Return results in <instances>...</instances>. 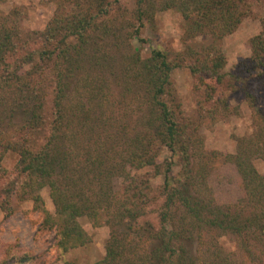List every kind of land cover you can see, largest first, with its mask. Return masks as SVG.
Returning a JSON list of instances; mask_svg holds the SVG:
<instances>
[{
    "label": "trees",
    "instance_id": "trees-1",
    "mask_svg": "<svg viewBox=\"0 0 264 264\" xmlns=\"http://www.w3.org/2000/svg\"><path fill=\"white\" fill-rule=\"evenodd\" d=\"M263 1L133 0L128 8L121 0H52L42 30L23 29L17 9L0 13V209L11 213L12 195L32 201L40 227L54 231L61 264L91 242L80 218L109 229L103 257L91 264H264V174L255 167L264 162V14L249 56L232 71L222 48ZM169 9L184 21V48L141 57L131 40L143 41L145 24ZM176 68L195 80L192 115L171 82ZM224 88L243 94L253 124L227 154L207 150L200 132L239 113ZM7 153L17 156L12 171L1 165ZM226 163L241 195L218 204L208 181ZM31 260L7 249L0 264Z\"/></svg>",
    "mask_w": 264,
    "mask_h": 264
},
{
    "label": "rangeland",
    "instance_id": "rangeland-1",
    "mask_svg": "<svg viewBox=\"0 0 264 264\" xmlns=\"http://www.w3.org/2000/svg\"><path fill=\"white\" fill-rule=\"evenodd\" d=\"M122 5L131 8L133 0H121ZM56 5L52 0H0V13H7L13 9L20 11V25L25 30H42L53 16ZM264 14V1L255 4L237 30L225 37L222 42L226 57L225 71H232L233 66L250 54L248 40L260 30L259 19ZM184 30V21L179 12L169 9L157 12L151 22L145 24L141 31L143 41L131 40L134 50L141 57H148L152 48H167L172 51H181L184 43L181 36ZM206 42L205 40L201 41ZM171 82L176 91L184 115H192L197 108V93L195 80L186 68H176L170 74ZM225 89L226 97L232 106H237L238 114L226 117L214 124H204L201 134L207 150L219 151L223 154L233 153L236 139L250 135L253 130L252 111L244 100L240 91ZM258 107L264 108V87L257 91ZM162 157L159 158V161ZM17 161L13 153L5 154L1 165L12 171ZM259 173L264 174V162L255 161ZM141 172H144L141 171ZM150 172V170H149ZM209 185L213 190L218 204H233L241 195L239 180L231 164H218L209 177ZM152 185L161 183V177L152 180ZM44 204L49 211H53L47 189L41 190ZM11 213L0 209V261L5 257L6 250L15 254H29L32 260L28 264H51L58 260L55 247L54 231L40 227L41 216L33 209L30 200L19 199L15 195L10 198ZM82 227L91 236V242L80 248L72 249L65 254V260L72 264H91L104 255V245L109 236L107 226L95 227L87 218L79 219ZM226 250L234 252L236 260H241L235 243L229 236L220 238ZM16 264V263H7Z\"/></svg>",
    "mask_w": 264,
    "mask_h": 264
}]
</instances>
